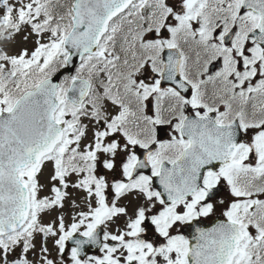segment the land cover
I'll list each match as a JSON object with an SVG mask.
<instances>
[{"label":"snow or ice","instance_id":"obj_1","mask_svg":"<svg viewBox=\"0 0 264 264\" xmlns=\"http://www.w3.org/2000/svg\"><path fill=\"white\" fill-rule=\"evenodd\" d=\"M0 264H264V0H0Z\"/></svg>","mask_w":264,"mask_h":264},{"label":"flooded vegetation","instance_id":"obj_2","mask_svg":"<svg viewBox=\"0 0 264 264\" xmlns=\"http://www.w3.org/2000/svg\"><path fill=\"white\" fill-rule=\"evenodd\" d=\"M210 224H211V221H208V224L206 226H210Z\"/></svg>","mask_w":264,"mask_h":264}]
</instances>
